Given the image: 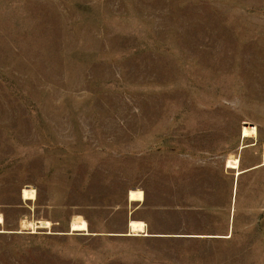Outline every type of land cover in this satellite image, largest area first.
<instances>
[{"label": "rangeland", "instance_id": "1", "mask_svg": "<svg viewBox=\"0 0 264 264\" xmlns=\"http://www.w3.org/2000/svg\"><path fill=\"white\" fill-rule=\"evenodd\" d=\"M0 212V264H264V0H0Z\"/></svg>", "mask_w": 264, "mask_h": 264}, {"label": "bare ground", "instance_id": "2", "mask_svg": "<svg viewBox=\"0 0 264 264\" xmlns=\"http://www.w3.org/2000/svg\"><path fill=\"white\" fill-rule=\"evenodd\" d=\"M226 167L237 169L238 168V159L236 157H229L226 160ZM21 196L24 200H36L37 191L32 185H27L23 188ZM130 200H138L143 199V192L139 189L131 190L130 192ZM4 221L3 214L0 212V223ZM53 222L49 219H22L20 221V231L23 230H33L44 228L51 229L53 226ZM144 223L142 221L131 220L130 221V230L132 232H141L143 231ZM71 232H82L84 234H90V228L87 220L83 218L81 215L74 216L70 222Z\"/></svg>", "mask_w": 264, "mask_h": 264}, {"label": "crops", "instance_id": "3", "mask_svg": "<svg viewBox=\"0 0 264 264\" xmlns=\"http://www.w3.org/2000/svg\"><path fill=\"white\" fill-rule=\"evenodd\" d=\"M227 168V167H226ZM232 169V168H230ZM237 176V175H236ZM130 191V190H129ZM127 202L129 203V206L131 205V209L128 211V218L125 222V227L127 228L126 229V232L125 233H119V232H111L109 233L110 235H122V234H125L128 233V230H129V221L131 219H134V220H140V221H144L145 224H146V230L148 231V233L150 235L146 236V235H138V237H157V236H160L159 233H155V232H151L149 230V227H151L150 225V222L149 220L146 219V217H144L142 214H141V210L143 208H145V204H146V196H145V193H144V200L142 201H130L129 200V193H128V196H127ZM133 206V208H132ZM232 225V224H231ZM90 226V225H89ZM90 228V227H89ZM96 235H100L101 233H98V232H95ZM127 236H133V235H127ZM137 236V235H136Z\"/></svg>", "mask_w": 264, "mask_h": 264}]
</instances>
